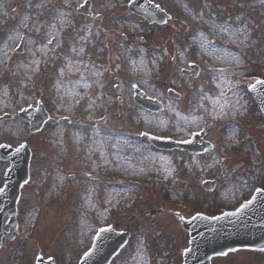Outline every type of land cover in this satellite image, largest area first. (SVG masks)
Wrapping results in <instances>:
<instances>
[{"label": "rangeland", "instance_id": "374dc122", "mask_svg": "<svg viewBox=\"0 0 264 264\" xmlns=\"http://www.w3.org/2000/svg\"><path fill=\"white\" fill-rule=\"evenodd\" d=\"M129 1L90 0L85 16L84 0H0V115H11L0 121V143L31 151L0 264H33L38 254L76 264L108 223L130 231L110 264H181L188 233L177 214L214 215L264 190L262 119L247 93V82L264 79V3L151 0L170 15L157 25ZM197 38L234 66L214 65ZM189 64L195 76L182 73ZM134 87L162 110L135 104ZM37 102L49 117L28 133L16 113ZM200 130L209 146L199 153L159 150L140 136L185 140ZM6 167L0 161V186ZM210 264H264V250Z\"/></svg>", "mask_w": 264, "mask_h": 264}, {"label": "water", "instance_id": "95a60500", "mask_svg": "<svg viewBox=\"0 0 264 264\" xmlns=\"http://www.w3.org/2000/svg\"><path fill=\"white\" fill-rule=\"evenodd\" d=\"M87 5L88 3H86ZM149 7L158 10V8H153L151 5ZM157 21L159 22L161 19H157ZM255 98L264 115V95L259 93V95H255ZM22 166L23 164L20 167H12L7 171L4 190L11 188V198L17 196V185L25 179L22 174ZM257 197L262 198L261 194ZM254 207L251 200L236 212H233L232 215L226 214L212 219L195 216L190 221H183V227L190 233V247L183 254V264H209L210 255L223 253L238 246L263 247L264 228H251L252 223L263 217V212L250 211V208ZM248 225L249 228L246 229ZM229 231L231 232L228 234ZM126 235L127 233L125 235L116 234L112 228L103 230L92 251L88 254V257H85V261L96 257V264L105 263L109 256L124 243ZM238 235H240L241 241H237L235 238ZM106 249L108 250L106 251Z\"/></svg>", "mask_w": 264, "mask_h": 264}, {"label": "bare ground", "instance_id": "6f19581e", "mask_svg": "<svg viewBox=\"0 0 264 264\" xmlns=\"http://www.w3.org/2000/svg\"><path fill=\"white\" fill-rule=\"evenodd\" d=\"M215 29V28H214ZM218 34H222V32L220 30H217L216 35L218 36ZM223 35V34H222ZM225 40H231L230 38L227 37V35H224ZM196 43L199 46L200 50L203 51L206 55H208L210 57V59H212L213 61H216L217 64L214 65H230V66H234L233 64H231L230 61L227 60V58L230 57H225L223 54H219L218 52L212 51L210 48H206L204 45L200 44L199 39H196ZM7 49V47H6ZM6 49L3 51L5 53ZM224 81H221L220 84L218 85L219 88H223L224 87ZM221 102V101H220ZM220 102H218V104L215 106H219ZM161 165H164V161H161ZM166 168H169L168 165H165ZM167 170V169H166Z\"/></svg>", "mask_w": 264, "mask_h": 264}, {"label": "snow or ice", "instance_id": "6c2138e0", "mask_svg": "<svg viewBox=\"0 0 264 264\" xmlns=\"http://www.w3.org/2000/svg\"><path fill=\"white\" fill-rule=\"evenodd\" d=\"M157 7H159V6L157 5ZM25 19H27V18H25ZM49 42L51 43V41H49ZM257 83L258 84H264V81L258 80ZM142 135H147V133H142ZM183 142L188 143V141H183ZM0 147H4V145H0ZM21 147H23V145H21ZM17 150H19V149H17ZM257 191H262V189H257ZM228 215H232V213H228ZM181 219H183V217H181Z\"/></svg>", "mask_w": 264, "mask_h": 264}]
</instances>
